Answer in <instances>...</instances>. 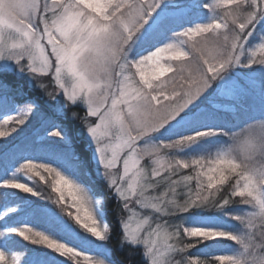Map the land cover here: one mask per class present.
Returning a JSON list of instances; mask_svg holds the SVG:
<instances>
[{
  "label": "snow or ice",
  "instance_id": "obj_1",
  "mask_svg": "<svg viewBox=\"0 0 264 264\" xmlns=\"http://www.w3.org/2000/svg\"><path fill=\"white\" fill-rule=\"evenodd\" d=\"M77 105L85 115L68 118L120 205L129 255L264 264V0H0V264H115L92 174L46 111ZM34 120L42 136L26 131ZM42 172L57 199L37 190ZM225 239L231 254L193 257Z\"/></svg>",
  "mask_w": 264,
  "mask_h": 264
},
{
  "label": "trees",
  "instance_id": "obj_2",
  "mask_svg": "<svg viewBox=\"0 0 264 264\" xmlns=\"http://www.w3.org/2000/svg\"><path fill=\"white\" fill-rule=\"evenodd\" d=\"M33 96L39 97L40 95L38 94L37 91L33 90L32 92ZM40 103L43 106V100H40ZM46 111L48 112V115L52 118L55 119L57 121H59L60 123H63L66 127L67 130L72 138V147L73 149L76 151L77 154H79V156L81 157V159L86 163L88 170H90V151L89 149L86 147V143H85V129L81 124V120L80 119H76V120H72L68 117H66V115L64 114L63 116H58L55 113H53L50 109H46ZM71 112H76L78 113L79 117H83L85 115L84 109L77 105L75 107H69L67 108V110L65 111V113H67V115ZM238 118L240 120H243L246 117V112H244L243 108H241L238 113ZM221 119L228 124H233L236 123V119H234L233 115L230 113H224L221 114ZM39 122V121H38ZM39 127V126H38ZM40 132L39 135H43L44 134V129L43 127H39ZM227 131V129H225ZM41 162H46V161H37V163H41ZM94 177L91 176V179L93 180ZM38 182L37 184V190L38 191H42L44 196L46 197H51L52 200L57 199L56 195L53 194V190L52 187L46 182L43 183L42 181H39V178H35ZM87 179V178H84ZM94 183V188H95V193H97L96 191H101L102 193L103 190H106V193H104L103 195H105V201H104V207L106 209L112 210V212L109 211V213H107V219L110 222L109 224L112 225V233L113 234H117V232L119 231V227L117 225V219L118 216L117 214H120V206L118 205V203H116L115 201H113V199L109 198L108 194V188L106 186V183L103 181H95V179L93 180ZM24 182H28L27 180ZM193 185H194V181H193ZM29 186H33L32 184H29ZM15 191H20V190H15ZM100 194V193H97ZM25 195H30V194H25ZM68 198V197H66ZM234 200H237V198H233ZM42 203H44L42 201ZM48 203H51V201H48ZM239 207V201L237 200V202L233 205H231V208L233 209V211L235 210V208ZM222 219V218H221ZM228 224L232 225L235 224V222L233 221H229L227 220V222L224 223V221L221 222V226L224 227L226 226L227 229H230L229 226H227ZM19 240H23V238H19ZM185 243H194L195 241H184ZM23 243L25 245L29 244L30 242L28 241H23ZM112 243V244H111ZM111 243L106 242V246L108 249H110V251L112 252V254L114 256L118 257V263L119 264H144V260L141 259V256H131V258H128L127 255L119 250L118 247V240L113 241L111 240ZM220 245L218 244H213L211 246V248H202V247H197L192 249V253L193 255L196 257L199 253H208L207 256L205 255H200L199 258L201 260H206V259H212L209 258V255L213 254L212 257H215L216 255L220 254L223 252V250L219 247ZM33 247H39V246H33ZM221 251V252H220ZM216 254V255H214Z\"/></svg>",
  "mask_w": 264,
  "mask_h": 264
},
{
  "label": "rangeland",
  "instance_id": "obj_3",
  "mask_svg": "<svg viewBox=\"0 0 264 264\" xmlns=\"http://www.w3.org/2000/svg\"><path fill=\"white\" fill-rule=\"evenodd\" d=\"M209 2H211V0H209ZM201 13H199V11H196V12H193L192 14H191V16L189 17L190 19H192L193 20V22H199V20L197 19V17L200 15ZM185 26H188L187 24L185 25ZM162 46V45H161ZM261 54H259V53H257V56H258V58H259V56H260ZM45 83H47V81H44ZM49 91H52L53 89H52V87L51 86H49V89H48ZM38 92V91H37ZM38 94L40 95V93L38 92ZM249 103L250 102H248V101H244L243 102V110H244V112H246V116H248V115H250V114H252L253 112H258L259 111V107H260V100H259V97L257 96V98H256V100H255V102L254 103H252L251 104V107H249ZM80 106V105H79ZM6 107L8 108V109H10L11 108V104H8V105H6ZM83 109H84V107L83 106H81ZM84 112H85V109H84ZM65 115H66V117H68V115H67V113H64ZM41 127V125H40V122H38V120H34L33 121V124L29 127V129L28 130H26L27 132H30L31 131V129H33V128H39V127ZM244 125H241V127H243ZM234 131H239L240 130V128H235V129H233ZM48 131H51V129H48ZM44 132V131H43ZM69 133V132H68ZM69 136H70V134H69ZM71 137V136H70ZM0 139H3V138H0ZM85 143H86V147H87V144H88V138H87V135H86V133H85ZM71 141H72V138H71ZM88 148V147H87ZM90 151V150H89ZM213 155H214V152H213ZM90 172H91V174H92V177H94L93 178V180L95 179V181L97 180H99V181H103V182H105V180L101 177V176H98L97 174H96V172H95V165H94V163L92 162V159H91V151H90V170H89ZM42 174L45 176V180L44 181H42L43 183H48L50 186H51V182H52V180H53V177L52 176H49L47 173H43L42 172ZM184 174H191V172L189 171V170H184ZM235 182V180L233 179L232 180V183H234ZM194 183H195V181H194ZM107 186V185H106ZM52 190H53V188H52ZM97 193H100V194H97V193H95V195H96V197L97 198H102L103 199V205H104V201H105V195H103L104 193H106V190H103V192L104 193H102L101 191H96ZM53 194H55L56 195V197L58 198V196H59V193H56L54 190H53ZM107 195H109V197L111 196V193L110 192H108V194ZM65 197H68L67 196V190H65ZM113 199V201H115L116 203H117V200L113 197L112 198ZM238 200V199H237ZM239 201V200H238ZM65 203L67 204V203H70V198L68 197V198H66L65 199ZM119 205V204H118ZM120 206V205H119ZM106 209V208H105ZM248 210L245 206H243V205H241L240 204V202H239V207H237V208H235V210L233 211L234 213H238L240 210ZM69 210H71V211H74V209H69ZM109 211L110 212H112L113 211V209L112 210H109V209H106V213H109ZM119 214V213H118ZM118 214H117V216H118ZM120 215H124L123 213H120ZM222 220L224 221V223L225 222H227V219L226 218H222ZM106 221L108 222V223H110L109 221H108V219H107V215H106ZM233 222H235V224H232V225H230V224H228L227 226H229V228L231 229V228H233V227H235V226H237V222L236 221H233ZM117 225H118V227H119V223H118V219H117ZM224 229H227L226 228V226H224L223 227ZM90 235V234H89ZM120 239H121V234H120V230L117 232V234H113V233H111V238L107 241L108 243H111V240H112V242L113 241H116V240H118V247H119V250H121V251H123L126 255H127V257L128 258H131V256H141L140 255V253H141V251L143 250L142 248H137V249H135L134 251H135V255H129V253L130 252H132L133 251V249H131L128 245H124L123 246V248H121V246H120V244H119V241H120ZM187 240H189V241H194V239H189V238H186L185 239V241H187ZM112 244V243H111ZM218 245H220L219 247L223 250V252L222 253H220V254H218V255H223V254H231L232 253V249L234 248V247H236L235 246V243L234 242H232V241H228V240H222V242L221 243H219ZM106 248H107V246H106ZM108 249V248H107ZM110 250V249H109ZM193 251V250H192ZM191 251V252H192ZM221 252V251H220ZM110 253H111V257H112V260L113 261H115V264H119L118 262V257L117 256H114L113 254H112V252L110 251ZM91 254V253H90ZM192 255H193V253H192ZM212 255L213 254H211V255H209V258H212V259H207V260H214L215 259V257H212ZM214 255H216V254H214ZM217 256V255H216ZM193 257H195L194 255H193ZM141 259L142 260H144L142 257H141ZM177 259H179V257H177ZM203 261V260H202ZM217 264H218V262H217Z\"/></svg>",
  "mask_w": 264,
  "mask_h": 264
}]
</instances>
